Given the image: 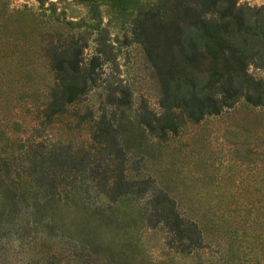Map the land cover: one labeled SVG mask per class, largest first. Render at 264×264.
<instances>
[{
  "label": "rangeland",
  "instance_id": "1",
  "mask_svg": "<svg viewBox=\"0 0 264 264\" xmlns=\"http://www.w3.org/2000/svg\"><path fill=\"white\" fill-rule=\"evenodd\" d=\"M152 1L0 0V54L23 56L37 49L34 39L45 44L57 34L74 37L85 45L84 60L98 55L97 85L120 83L132 93L130 108L111 107L122 156L102 162L97 177L82 172L77 191L62 185L61 196L34 200L31 215L19 202L1 227L5 263L264 264V111L239 102L199 121H182L161 140L138 126V103L157 111V88L128 30L137 10ZM238 2L257 6L264 0ZM248 71L264 79V66ZM86 102L102 107L96 91ZM86 132L62 136L77 145L89 140ZM164 197L202 224L203 247L176 248L162 220L170 213Z\"/></svg>",
  "mask_w": 264,
  "mask_h": 264
},
{
  "label": "trees",
  "instance_id": "2",
  "mask_svg": "<svg viewBox=\"0 0 264 264\" xmlns=\"http://www.w3.org/2000/svg\"><path fill=\"white\" fill-rule=\"evenodd\" d=\"M128 32L157 88V111L143 100L135 113L148 135L164 139L182 121L196 122L239 102L264 111V79L248 71L264 66V3L153 0L137 10ZM33 43L37 49L23 56L0 54V234L22 200L31 215L34 200L61 196L62 185L77 191L82 172L97 177L102 162L122 156L113 109L130 108L132 100L126 85H97L98 55L84 60L85 45L74 37L57 34L54 41ZM95 91L99 109L86 102ZM74 129L86 130L89 140L75 145L67 137ZM164 200L170 213L162 220L176 248L203 247L202 224ZM0 264L8 263L0 258Z\"/></svg>",
  "mask_w": 264,
  "mask_h": 264
}]
</instances>
